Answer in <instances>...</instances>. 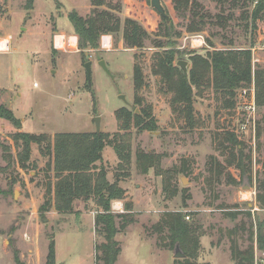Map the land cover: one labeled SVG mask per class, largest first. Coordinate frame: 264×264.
Instances as JSON below:
<instances>
[{"label":"rangeland","instance_id":"1","mask_svg":"<svg viewBox=\"0 0 264 264\" xmlns=\"http://www.w3.org/2000/svg\"><path fill=\"white\" fill-rule=\"evenodd\" d=\"M198 1L211 15L232 16L226 28L206 24L203 32L189 33L185 29L188 19L175 13L173 1L161 0L173 30L180 32L172 39L173 48L181 52L177 61H186L188 70L191 51L205 54L216 48L252 46L256 48L251 52L252 70L264 68V20L252 27L241 9H230L228 3L220 9L211 0ZM91 2L33 0L28 9L27 0H0V38L9 39L7 51L0 52V105L10 109L20 123L17 128L0 118V264H14L13 249L24 264H45L51 237L56 264H101L96 247L103 239L95 232L94 202L74 201L70 213H58L52 203L47 211L39 213L45 200L47 176H53L45 168L52 155L42 152L43 145L33 143L30 164L22 169L17 164L18 149L12 140L17 132L50 137L57 132H93L97 116L99 130L108 132L111 140L117 132L129 134L130 139L128 165L118 167L122 162L109 145L103 149L102 162H97L106 168L107 180L114 182L118 175V185L125 190L124 198L117 200L123 204L121 210L111 207L112 211L123 213L124 205L130 204L133 213V222L115 236L121 248L117 264H174L176 247H169L153 230L167 212L185 214V220L196 228L200 247L192 262L235 264L231 256L233 241L237 250L252 252L253 264H264V250L257 248V224L263 222L264 233V209L256 200L257 184L264 181V107L256 104V97L255 138L237 126V119L247 117L240 107L243 98L239 94L246 90L249 98L252 83L256 93L254 78L236 88L232 108H224L221 96L211 89L195 92V126H189L181 115L172 113L170 95L159 91V77L150 71L153 53L163 50L155 43L166 42L155 35L161 17L150 0H103L99 9L115 7L122 27L125 18L135 20L148 38L141 47H126L121 30L109 32L112 45L107 50L99 39L98 48L87 50V59L92 62L88 86L86 59L77 43L76 49L67 44L55 49L52 39L56 34L76 36L68 15L74 10L79 16L88 17L93 10ZM252 8L253 5L246 8L249 16ZM206 39L211 40L213 47ZM100 60H104L110 74L101 68ZM135 63H139L144 74L140 95L144 104L152 107L156 122L153 131H140L133 122L128 130H120L115 118V111L120 108H139L134 103ZM120 95L126 97L130 106L124 104ZM258 126L262 129L259 136ZM226 131L242 142L244 153L250 157L243 173L234 164L228 165V154L221 153L218 138ZM220 142L222 147L228 145L222 139ZM137 151L155 156L157 164L146 173L141 172L135 161ZM211 157L225 167L234 182L209 171ZM246 185L250 188L244 189Z\"/></svg>","mask_w":264,"mask_h":264},{"label":"trees","instance_id":"2","mask_svg":"<svg viewBox=\"0 0 264 264\" xmlns=\"http://www.w3.org/2000/svg\"><path fill=\"white\" fill-rule=\"evenodd\" d=\"M173 9L178 16L187 18L186 32H203L206 24L226 28L228 19L222 13L211 15L204 11V7L198 0H172ZM220 5V9L226 3L230 9H241L250 18L252 27L257 21L264 20V0H211ZM33 0H27V8L30 9ZM92 14L88 17L79 16L76 11H71L68 19L77 37V45L84 59L87 50L98 48L100 36L109 32L122 31V39L126 47H141L143 40L148 38V34L143 26L132 19L125 18L123 27L121 19L117 15L115 7L108 6L104 9L103 0H92ZM253 5L249 16L246 8ZM187 10L189 13L187 14ZM222 11V10H220ZM116 13V14H115ZM168 14V13H167ZM159 30L156 36L163 37L166 42H156L155 47L163 50L154 52L152 55L151 74L159 77V91L169 94V104L172 113L181 115L189 126H195L193 96L201 94L205 89H211L219 94L224 108H232L234 93L236 88L249 83L254 78L256 104L264 107V68L257 67L252 73L251 47L213 49L205 54L191 51L188 53L190 68L184 72L176 65L177 56L181 54L173 48L172 39L180 35V32L173 30V22H167L161 18ZM206 43L213 47L210 39ZM231 43V42H230ZM229 44V43H228ZM55 51V50H53ZM144 85V74L139 63L133 67V88L134 103L139 106V113L134 109L120 108L115 111V118L120 130H128L133 125L140 131H153L156 129V122L152 116L151 105L144 104L140 91ZM195 90V91H194ZM0 118L9 120L17 128L19 120L7 107L0 105ZM264 122V116L262 118ZM264 130V126L262 128ZM258 126L257 135L261 133ZM110 139L108 132H57L53 137L45 134H30L17 132L12 136L15 148L17 164L22 169H27L30 160L31 144L36 143L41 147L42 152L52 155L45 168L48 172H53V176H47L45 200L39 206V213L47 211L51 204L58 213H70L73 210L74 201L92 200L96 206L94 218L95 232L103 239L97 245V261L101 264H117V258L121 251L120 243L115 238L116 234L133 222V213L130 204L124 205L125 212H113L111 204L113 201L122 200L125 190L118 185L119 176L116 175L114 182H109L106 177L102 162V152L105 146L109 145L122 162L118 167L130 163V139L129 134H114ZM228 143L222 147L220 140ZM221 153L225 152L229 156L226 161L228 165L234 164L243 173L246 171L247 162L250 157L244 153L242 142L236 136L226 131L218 138ZM2 145V144H0ZM6 148V147H4ZM40 149V150H41ZM223 150V151H222ZM226 156V157H227ZM10 158V156H9ZM157 158L147 155L141 151L135 154L137 168L146 173L148 169L157 164ZM209 171L216 174L218 178L225 177L226 181H233L230 173L216 160L210 158ZM54 181H53V180ZM169 179V178H168ZM53 181V182H52ZM234 182V181H233ZM168 185H164L166 191ZM256 200L259 208L264 209V181L257 184ZM263 222L257 224V248L264 250V233L261 232ZM195 227H192L186 220L185 214L179 212H167L159 222L153 225L155 233L160 235V239L168 243L169 247H178L184 254L183 258H175L174 264H198L191 260L195 258L200 247L199 235L195 236ZM236 249L232 241L231 256L235 264H253V254ZM55 242L49 239L45 264H56L55 262ZM14 264H24L19 257V252L13 249ZM207 264V263H203Z\"/></svg>","mask_w":264,"mask_h":264},{"label":"built area","instance_id":"3","mask_svg":"<svg viewBox=\"0 0 264 264\" xmlns=\"http://www.w3.org/2000/svg\"><path fill=\"white\" fill-rule=\"evenodd\" d=\"M55 37L56 35H53V39H52V44L53 47L55 49H62L64 48V46L67 44L68 47L70 48H74L76 49V43H77V37L76 36H68L66 37L65 35H63V46L60 47L56 44L55 42ZM6 41L7 43V49H8V44H9V39H5V38H0V52H4L7 51V49H4V43ZM73 44V45H72ZM100 44L101 47L104 49H109L112 45V41H111V35L110 34H102L100 36ZM256 48H251V52H253ZM254 64H252V68H253ZM253 71V70H252ZM246 90L243 91L242 94H239L240 97L243 98V102L240 104V107L242 110H245L247 117L244 119L239 118L237 119V126L239 128V130L242 132L244 130H247L249 135L251 134L253 136V138H255V109H256V104H255V92H254V88H253V83L251 88L249 89V98L245 95L246 94ZM248 99V101H247ZM242 115L244 116L245 114L242 113Z\"/></svg>","mask_w":264,"mask_h":264},{"label":"water","instance_id":"4","mask_svg":"<svg viewBox=\"0 0 264 264\" xmlns=\"http://www.w3.org/2000/svg\"><path fill=\"white\" fill-rule=\"evenodd\" d=\"M150 5L160 15L161 18L165 19L167 22L170 21V16L167 14L165 7L163 6L161 0H150ZM87 58H88V53H86V56H85L86 61H85L84 65H85L86 76H87V84H88V86H91V65H92V62ZM99 65L101 66V68H103V70L107 74H110L108 71V68L106 67L104 60H100ZM177 65L181 68L182 71H184V72L187 71V67H186L187 62L186 61L179 60V61H177ZM119 98L124 102V104L126 106L130 105L124 95H120ZM136 113H138V110H136ZM94 121L96 124V131L99 132L100 131L99 130V127H100L99 126V117L98 116L94 117ZM243 188L248 189V188H250V186L246 185ZM14 195H16V191H15ZM183 257H184V254L179 250L178 247H176V251L174 253V258H183Z\"/></svg>","mask_w":264,"mask_h":264},{"label":"bare ground","instance_id":"5","mask_svg":"<svg viewBox=\"0 0 264 264\" xmlns=\"http://www.w3.org/2000/svg\"><path fill=\"white\" fill-rule=\"evenodd\" d=\"M55 42L58 46L62 47L63 46V34H56ZM4 43H6V41ZM4 49H7V43L4 44Z\"/></svg>","mask_w":264,"mask_h":264},{"label":"crops","instance_id":"6","mask_svg":"<svg viewBox=\"0 0 264 264\" xmlns=\"http://www.w3.org/2000/svg\"><path fill=\"white\" fill-rule=\"evenodd\" d=\"M33 86H34V84H33ZM120 203H121V201H117L116 200V201L112 202L111 206H112L113 209H116V210L120 211L122 206H123V204L122 203L120 204ZM55 256H56V254H55Z\"/></svg>","mask_w":264,"mask_h":264},{"label":"flooded vegetation","instance_id":"7","mask_svg":"<svg viewBox=\"0 0 264 264\" xmlns=\"http://www.w3.org/2000/svg\"><path fill=\"white\" fill-rule=\"evenodd\" d=\"M130 106V105H129ZM136 110H138V109H134V112H136ZM138 113H139V111H138Z\"/></svg>","mask_w":264,"mask_h":264}]
</instances>
